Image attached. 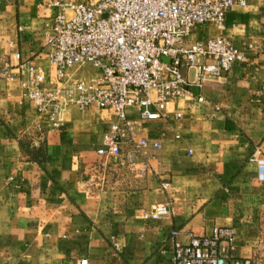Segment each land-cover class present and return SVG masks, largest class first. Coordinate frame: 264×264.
I'll list each match as a JSON object with an SVG mask.
<instances>
[{
    "label": "crops",
    "instance_id": "crops-1",
    "mask_svg": "<svg viewBox=\"0 0 264 264\" xmlns=\"http://www.w3.org/2000/svg\"><path fill=\"white\" fill-rule=\"evenodd\" d=\"M50 1L0 0V71L14 76H0V264H174L175 242L216 226L235 230L222 253L254 264L264 219V165L260 178L251 159L264 158V0L231 7L222 28L193 27L189 41L224 35L247 59L204 76L165 117L144 120L139 136L162 135V148L133 165L96 153L108 110L70 108L55 127L23 95V63L54 80ZM126 113L138 117L132 107ZM157 204L168 213L144 219Z\"/></svg>",
    "mask_w": 264,
    "mask_h": 264
},
{
    "label": "built area",
    "instance_id": "built-area-1",
    "mask_svg": "<svg viewBox=\"0 0 264 264\" xmlns=\"http://www.w3.org/2000/svg\"><path fill=\"white\" fill-rule=\"evenodd\" d=\"M247 0H51L56 8L47 32V59L54 80L47 81L41 66L26 62L20 72L21 86L37 111L61 126L70 108L96 107L110 112L96 153L113 163L135 164L147 149L162 148L163 136H139L144 120L166 116L176 97L191 96L204 76H222L246 54L224 35L189 41L196 24L213 23L222 28L225 13ZM92 72L79 75L82 68ZM193 79L188 78V71ZM0 76L13 80L9 67ZM194 96V95H193ZM205 102L201 95H195ZM136 110V119L126 108ZM181 117V112L174 114ZM180 135L176 134L175 138ZM263 177L264 158H256ZM164 187L167 183L162 184ZM168 213L157 204L142 214L158 220ZM235 230L216 226L209 234L192 235L186 244L174 243V264H251L249 259L229 258L220 244H232ZM79 264H87L80 259Z\"/></svg>",
    "mask_w": 264,
    "mask_h": 264
},
{
    "label": "rangeland",
    "instance_id": "rangeland-1",
    "mask_svg": "<svg viewBox=\"0 0 264 264\" xmlns=\"http://www.w3.org/2000/svg\"><path fill=\"white\" fill-rule=\"evenodd\" d=\"M91 72H92V69L86 66L82 68V70H80L78 74L87 75V74H90ZM261 225H262L260 228V231H261L260 240L261 241L259 243V248L257 249L255 256L253 257L254 264H264V219Z\"/></svg>",
    "mask_w": 264,
    "mask_h": 264
},
{
    "label": "trees",
    "instance_id": "trees-1",
    "mask_svg": "<svg viewBox=\"0 0 264 264\" xmlns=\"http://www.w3.org/2000/svg\"><path fill=\"white\" fill-rule=\"evenodd\" d=\"M41 149H42V148L37 149V153H42V152H41ZM40 157L43 158L42 156H40Z\"/></svg>",
    "mask_w": 264,
    "mask_h": 264
}]
</instances>
